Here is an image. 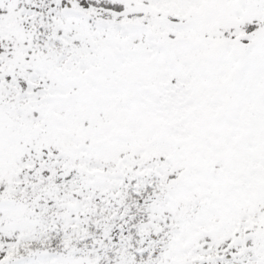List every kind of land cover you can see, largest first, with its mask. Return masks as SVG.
<instances>
[{
    "label": "snow or ice",
    "instance_id": "obj_1",
    "mask_svg": "<svg viewBox=\"0 0 264 264\" xmlns=\"http://www.w3.org/2000/svg\"><path fill=\"white\" fill-rule=\"evenodd\" d=\"M0 264H264V0H0Z\"/></svg>",
    "mask_w": 264,
    "mask_h": 264
}]
</instances>
